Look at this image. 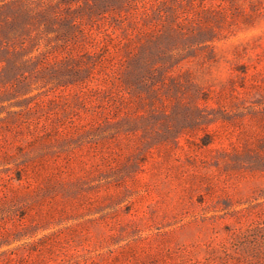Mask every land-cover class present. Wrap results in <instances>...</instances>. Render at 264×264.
Returning <instances> with one entry per match:
<instances>
[{
  "label": "rangeland",
  "instance_id": "obj_1",
  "mask_svg": "<svg viewBox=\"0 0 264 264\" xmlns=\"http://www.w3.org/2000/svg\"><path fill=\"white\" fill-rule=\"evenodd\" d=\"M0 264H264V0H0Z\"/></svg>",
  "mask_w": 264,
  "mask_h": 264
}]
</instances>
